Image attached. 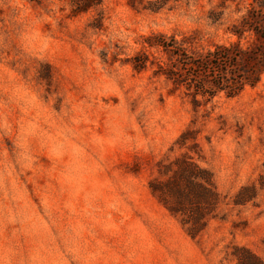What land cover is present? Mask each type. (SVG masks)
Instances as JSON below:
<instances>
[{"label": "rangeland", "instance_id": "rangeland-1", "mask_svg": "<svg viewBox=\"0 0 264 264\" xmlns=\"http://www.w3.org/2000/svg\"><path fill=\"white\" fill-rule=\"evenodd\" d=\"M218 3L152 13L102 0L72 16L66 1L0 0V264H235L236 247L264 260V75L193 108L156 60L140 73L130 63L163 56L144 49L153 35L201 52L228 44L245 9L228 4L215 27ZM184 154L219 195L195 239L149 188ZM244 187L252 199L234 205Z\"/></svg>", "mask_w": 264, "mask_h": 264}, {"label": "trees", "instance_id": "trees-1", "mask_svg": "<svg viewBox=\"0 0 264 264\" xmlns=\"http://www.w3.org/2000/svg\"><path fill=\"white\" fill-rule=\"evenodd\" d=\"M59 1L69 3L72 16L97 12L102 6V0ZM180 1L128 0V5L137 11L158 13L171 9ZM228 4L234 5L235 14L241 13V6L245 9L224 30L228 44L216 45L213 50L201 52L194 47L191 39L178 41L174 36L153 35L146 39L144 49H155L166 57V61L161 60L163 56L157 58L153 54L140 53L130 61L133 70L137 73L144 71L153 58L158 68L156 75H164L175 90L185 88L193 108L220 94L232 99L247 87L256 88L264 75V0H219L208 16L212 26L222 25ZM94 22L99 24L98 20ZM98 24L93 25L97 27ZM189 139H192L191 136L183 133L178 141L179 147H183ZM159 175L167 179L152 181L149 184L151 194L170 215L179 219L187 234L195 239L205 230L207 220L215 218L213 213L219 203L210 173L184 154L167 165L161 164ZM246 190L249 188H241L235 196L234 205H243L252 199L242 196ZM232 257L235 264H264V260L246 248L236 247Z\"/></svg>", "mask_w": 264, "mask_h": 264}]
</instances>
